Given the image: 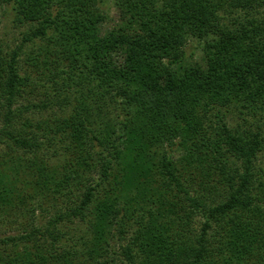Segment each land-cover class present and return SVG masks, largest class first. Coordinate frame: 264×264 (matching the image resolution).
I'll return each instance as SVG.
<instances>
[{"label": "trees", "instance_id": "obj_1", "mask_svg": "<svg viewBox=\"0 0 264 264\" xmlns=\"http://www.w3.org/2000/svg\"><path fill=\"white\" fill-rule=\"evenodd\" d=\"M0 5V264H264V0Z\"/></svg>", "mask_w": 264, "mask_h": 264}, {"label": "rangeland", "instance_id": "obj_2", "mask_svg": "<svg viewBox=\"0 0 264 264\" xmlns=\"http://www.w3.org/2000/svg\"><path fill=\"white\" fill-rule=\"evenodd\" d=\"M107 7L110 20L104 23L102 27V33H105L109 29V27H111L117 21L118 17L117 11L112 3H109ZM25 31L26 26L15 21L13 10L10 7H3L0 5V45L6 49L14 48L22 40ZM197 45L198 43L194 40L189 42L187 46V56L194 51L195 54L193 55L192 59H197L200 57L201 51L195 50ZM44 207L46 206L44 205ZM48 208L51 210V213L43 211L42 208H38L37 213L40 214L42 217L45 215L44 218H49L51 214H53V209H51L50 206ZM2 216H4L2 219L4 223H0V236H4L6 234H16L20 228V221L23 220L21 214L17 218L18 221L14 222L10 221L12 219L11 216L6 217L4 213H2ZM2 220L0 218V222H2Z\"/></svg>", "mask_w": 264, "mask_h": 264}]
</instances>
